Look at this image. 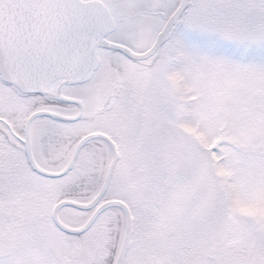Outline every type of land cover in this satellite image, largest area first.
<instances>
[{
	"label": "snow or ice",
	"instance_id": "6c2138e0",
	"mask_svg": "<svg viewBox=\"0 0 264 264\" xmlns=\"http://www.w3.org/2000/svg\"><path fill=\"white\" fill-rule=\"evenodd\" d=\"M0 264H264V0H0Z\"/></svg>",
	"mask_w": 264,
	"mask_h": 264
}]
</instances>
